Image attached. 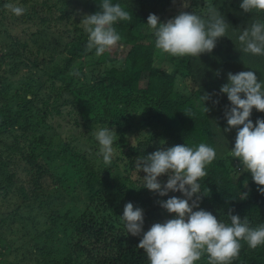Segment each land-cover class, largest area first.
Masks as SVG:
<instances>
[{
  "label": "trees",
  "instance_id": "trees-1",
  "mask_svg": "<svg viewBox=\"0 0 264 264\" xmlns=\"http://www.w3.org/2000/svg\"><path fill=\"white\" fill-rule=\"evenodd\" d=\"M19 1L26 9L25 18L33 22L41 19L37 20V27H41L45 20L36 6L30 0ZM174 1L119 0L122 7L129 8L133 18L116 24L122 36L120 46L97 57L94 51L85 50L87 34L78 23L72 24V34L63 42L64 50L58 56H53V50L62 38L53 33L51 42L41 39L51 50L49 56L40 51L41 44L34 54L25 55L20 47L26 49L27 42L15 38L1 26L7 10L5 4L10 0H0V35L5 36L0 43V264H31L15 256L23 247L27 252H23V257H31L34 264H148L143 249L136 246L140 236L125 234L119 215L125 202L131 201L134 207L143 209L142 228L147 230L152 223L170 218L171 214L157 203L170 196V191L167 196H158L141 186L142 178L134 177V157L142 151L150 153L180 143L189 146L206 143L217 151L216 159L207 166V175L201 179L206 194L198 207L225 222H228L226 213L231 209L232 213L247 219L250 226L264 223V194L257 191L250 173L241 171L240 165L230 157L236 129L223 131L227 126L223 108L229 103L226 94L213 95L212 99H218L217 104L211 99L205 101L209 109L205 113L199 100L205 92L218 93L228 72L253 70L257 79L264 81V56L243 52L236 40L242 28L253 20L264 22V14L243 12L239 0H210V5H217L230 24V38L219 37L211 52L196 58L164 54L159 65L154 36L145 22L149 13L156 14L161 21L177 15L180 10L174 9ZM101 2L78 0L90 14L99 10ZM62 7L61 13L67 15V8ZM183 11L193 10L187 7ZM168 64L175 65L184 81L195 86L189 94L176 88L175 74L167 70ZM23 66L27 67V78L21 80L20 87L14 86L11 76ZM64 93L72 97L59 101ZM59 102L75 106L91 149L88 152L80 147L72 136L66 137L56 149L53 158L65 159L61 168L77 169V183L68 171L73 185L65 174L63 177L55 174L47 162L51 145H55L41 133L50 127L47 124L50 108L56 110ZM186 109H191L187 113L190 116L184 113ZM134 110L139 113V119L131 115ZM257 117L264 118V115L253 109L250 116L253 123ZM141 120L144 133L133 147L127 135L135 131ZM104 124L117 133L113 146L120 150L126 174L133 177L128 178V185L119 186L112 198L92 185L96 166L90 163L89 154L98 152L92 130ZM156 138L160 140L157 146L153 144ZM137 174L145 175L142 170H137ZM164 176L159 179L163 180ZM78 184L87 191V202L75 217L77 214L67 209L65 195L74 197L70 191ZM239 190L247 192L244 199L239 198ZM56 228L62 230L61 235L54 234ZM60 238L63 239L60 241ZM196 264H209L207 255ZM232 264H264V245L252 249L241 241L239 256Z\"/></svg>",
  "mask_w": 264,
  "mask_h": 264
},
{
  "label": "clouds",
  "instance_id": "clouds-1",
  "mask_svg": "<svg viewBox=\"0 0 264 264\" xmlns=\"http://www.w3.org/2000/svg\"><path fill=\"white\" fill-rule=\"evenodd\" d=\"M188 5L189 0H181L182 7ZM5 7L15 16L26 11L12 0ZM239 7L245 13L264 14V0H239ZM132 18L129 8L122 7L119 0H102L99 10L83 14L77 24L87 34L85 50L94 51L99 57L120 46L122 36L116 24ZM145 23L154 36L155 48L176 58L199 57L201 53L211 52L219 37H229L230 24L217 5H209L201 11H180L166 21L149 13ZM236 40L243 52L264 56V22L253 20L242 28ZM220 93L226 94L229 102L223 108L227 125L223 131L236 129L230 157L238 158L240 170L250 173L257 191L264 194V118L257 117L255 123L250 119L253 109L264 112V81L257 79L253 70L228 72L218 93L214 90L213 93L200 94V107L204 113L209 110L205 101L211 99L213 104H217L218 99L212 97ZM190 112L191 109H186L184 113ZM116 134L107 124L92 130L98 145L97 154L105 166L111 165L117 156L113 146ZM131 143L133 146V140ZM216 157V148L206 143L194 146L174 144L136 157L135 174L142 178L141 186L158 196H167L169 191L181 194L157 201L159 207L171 216L163 222L152 223L147 230L142 228L143 209L134 207L131 201L123 205L119 216L124 232L140 236L136 246L143 249L148 264H196L204 255H207L209 264H232L239 256L241 241L252 249L264 245V223L250 226L247 219L232 213L231 209L226 213L228 222H225L198 207L201 197L206 194L202 190L201 179L207 175V166ZM137 170H142L145 175H138ZM236 173L239 174L237 170ZM162 174L166 180L159 179ZM246 195L247 192L240 191L239 198L244 199Z\"/></svg>",
  "mask_w": 264,
  "mask_h": 264
},
{
  "label": "rangeland",
  "instance_id": "rangeland-1",
  "mask_svg": "<svg viewBox=\"0 0 264 264\" xmlns=\"http://www.w3.org/2000/svg\"><path fill=\"white\" fill-rule=\"evenodd\" d=\"M12 2L18 3L20 6H23L22 3H20L19 0H12ZM31 4H34L39 12L40 15L44 18L45 22L41 25V27H37L38 23L37 20L41 19H35L33 22L32 20H27L25 18V14L20 16L13 15L7 8L6 15L2 19V27L6 28L7 31L10 32L12 36L15 38H18L21 41L27 42L26 49H22L20 47V50L23 51L25 55H31L37 47L38 44H41L43 47L39 48L41 52H43L46 56H49V53L51 50L46 48L44 41L41 39L44 38L47 40V42H51L53 40L52 33L55 36L60 35L61 40L58 44H55L56 49L53 50V56H58L61 49L64 50L63 42L69 39L70 34H72V24L79 23V20L81 16L85 13L90 14L84 7L79 5L78 0H30ZM210 5V0H189L188 7L191 10H197L201 11L207 6ZM65 6L67 8L68 14L65 15L61 13L60 7ZM24 7V6H23ZM173 7L175 10L183 11L187 7L181 6V0H175L173 2ZM170 19L169 17L166 18ZM165 20V21H166ZM45 32V33H44ZM7 36V35H6ZM5 39V36L0 35V43L1 41ZM34 39H37V41H34ZM50 45V43H48ZM4 48V45H3ZM34 54V53H33ZM42 55L39 56L41 61ZM156 63L162 64L164 59V54L160 52V50L156 49L155 53ZM162 61V62H161ZM161 62V63H160ZM40 66V62H39ZM27 67L23 66L21 71L15 75L11 76L12 84L14 86L20 87V83L22 79H26V73L25 69ZM171 69V72L175 74V83L176 88L180 90L181 92L185 94H189L191 92V88H194L195 86L191 83L185 82L182 76L179 74L177 68L175 65L168 64L167 70ZM65 97L70 98L72 97L69 93H64L63 96L59 97V101H62L65 99ZM112 106L115 108V103L112 104ZM58 110V111H56ZM54 110L53 108H50L49 115L47 117V124L50 125L48 127V130L42 129L41 133L46 137V139L54 144L55 146L51 145V149L48 152L47 162L53 166L55 174H59V176L63 177L65 174L71 185H73L70 177L73 181L77 183V177L78 172L77 169L72 168H61V166L64 164L65 159H62L61 157H57V159H54V153L56 152V149L60 148L63 143L66 141V137L72 136L75 137V140H78L79 143H77L80 147L83 149H86L88 152L91 151L90 146L88 142L84 138L83 134V127L80 125V122L78 120V113L75 106H70L69 103H58V108ZM135 111V110H134ZM142 111V110H138ZM260 114L264 115V112H260ZM131 115L135 116V119H139V113L137 111L131 112ZM76 117V118H75ZM76 123H75V122ZM134 132H130L127 135V138L131 143V140H133V144L141 136V133L144 130L143 126V120L139 121L138 127ZM144 133V132H143ZM143 135V134H142ZM160 143V140L158 138L154 139L153 144L157 146V144ZM115 148V147H114ZM117 150V156L112 161L111 165L105 166L102 162V158H97V153L95 155L89 154L90 157V163L95 164L96 171L94 173L95 177L92 179V185L95 189H99L106 196L109 198H112L117 193L118 187L126 184H129V179H133L132 176H128L124 170V164L122 158L120 157V150ZM148 152L142 151L139 155H147ZM138 155V156H139ZM137 156L134 157L136 159ZM237 164L240 165L238 158L232 157ZM241 166L239 167V169ZM20 168H18L19 170ZM17 170V171H18ZM68 171L72 172V174H68ZM64 172V173H63ZM75 173V174H74ZM136 175H134L135 177ZM167 177L164 176L163 180H165ZM70 193H74V197H70L68 195H65L67 197L66 204L69 208V212L71 214H77L75 217L78 216V213L83 210V208L86 205L87 202V191L82 187V185L78 184L75 186V188L71 189ZM176 195L180 196L181 194L177 191L175 193L170 191V196ZM66 209L63 207V210ZM9 236H11L10 233H7ZM54 234L56 236H59L62 234V230L60 228H56L54 230ZM20 237V234H17ZM63 238H60L61 241ZM46 241L49 244H53L51 238H47ZM59 245H62V242H59ZM26 247H23L22 249H19L16 252V257L18 259L24 258L26 261L28 260L31 264H34L35 261L31 257H23V252H26ZM10 259H15L13 256H9ZM6 264H9V262H6Z\"/></svg>",
  "mask_w": 264,
  "mask_h": 264
}]
</instances>
